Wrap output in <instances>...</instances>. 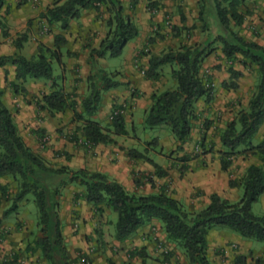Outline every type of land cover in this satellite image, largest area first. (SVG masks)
<instances>
[{
    "label": "trees",
    "instance_id": "obj_1",
    "mask_svg": "<svg viewBox=\"0 0 264 264\" xmlns=\"http://www.w3.org/2000/svg\"><path fill=\"white\" fill-rule=\"evenodd\" d=\"M251 1L264 4V0H198L199 19L203 26H208V15L214 11L219 26L228 34L218 37L223 45L222 52L225 57L232 60L242 56L249 60L256 66L259 78L248 108L241 111L238 119L228 123L221 132L222 169L227 171L232 160L239 156H254L261 162L260 165L249 166L241 179L229 181L230 187H241L243 190L242 199L238 203L232 204L214 194L210 198V205L198 212L186 209L182 202L170 196L164 189L142 195L128 191L108 174L91 172L88 169H74L70 166L73 157L70 147L76 150L75 146L82 145L86 152L94 153L97 146L109 145L125 151L131 160L149 163L156 169V176H167L164 168L147 155L135 148L124 147L114 138L129 134L125 116L127 111L122 108L124 104L112 111L111 122L107 128L97 119H93L102 105L104 92L121 85L112 75L99 67V60L121 57L127 45L140 36L137 23L127 14L125 0H53L41 17L51 33L54 31V47L39 45L37 54L31 58L22 54L32 26V22L29 21L27 31L13 42L15 54L0 57V67L7 65L15 67L16 82L10 83V86L14 94L23 95L25 98L29 96L24 86L28 80L50 82L51 91L34 102L37 110L45 112L50 117L72 112L73 123L79 125L72 135L67 137L70 143L68 149L66 151L63 149L58 154L62 160L57 158V161L59 159L63 164L55 166L27 144L16 120L17 115L7 104L6 91L0 85V193L4 197L8 193L9 185L1 183L5 178H12L19 188L3 218L6 219L16 213L19 203L28 194L33 195L39 213V226H42L41 231L44 233L43 237L35 238L34 246L31 248L33 253L40 250L48 264H77V259L71 257L64 244L65 236L58 202L63 191L71 185L81 189L75 197V202L83 201L90 204L101 223L104 222L103 216L107 210L117 214L114 221L116 241L130 240L139 229L156 220L161 224L167 242L184 251L188 264H215L208 256V235L216 227L230 229L244 239L264 242V215L257 216L253 213V205L264 194V140L256 145L254 143L264 125V46L246 39L241 29L247 17L253 14L254 10L250 11L249 8ZM27 2L28 0H20L19 6ZM130 2V10L135 13L139 0ZM5 5L6 0H0V10ZM89 10L96 11L99 18L102 17L106 33L98 48L90 50L91 71L87 78L89 92L79 106L77 94L68 92L58 80H64L66 70L64 58L76 56L66 49L69 41L63 33L69 31L71 23L79 21L84 12ZM179 10L184 25L186 17L181 7ZM233 28H237V32H234ZM179 32H181L179 28L173 27V36H179ZM4 36H9L7 31H4ZM156 38L161 37L158 35ZM155 42L154 37L148 40L150 45H154ZM211 47L212 44H207L206 47L182 45L177 50L170 48L159 55L152 54L149 66L144 71L148 80H158L162 67L167 65L172 67V78L177 83V88L151 95V105L144 111L143 123L146 129L151 130L167 126L177 143L178 153L184 152V146L191 141L194 123L199 120L197 104L205 102L210 105L215 100L212 80L203 76L204 61L212 52ZM143 55H146L145 50L140 51L139 57ZM55 63L62 70V79L61 76L55 77ZM229 73L231 83L225 87L237 89L238 83L235 80L241 78L243 73L234 67H230ZM209 125L206 123V130ZM37 133L39 139L43 141L46 135H49L46 128L38 129ZM205 136L198 147L206 150L208 147L204 142ZM153 142L159 146L157 138ZM179 160L185 164L190 158L185 156ZM186 168L180 169L181 175L186 172ZM55 178L62 181L54 184L52 181ZM150 179L148 183L154 182ZM137 184L140 185L138 181ZM1 222L0 219V224ZM99 235L101 236L100 232ZM147 255L145 248H138L131 253L133 258H144ZM19 259L20 255L15 253L11 261L2 262L0 259V264H19ZM235 264H247V257L238 256ZM255 264H264V259H257Z\"/></svg>",
    "mask_w": 264,
    "mask_h": 264
},
{
    "label": "rangeland",
    "instance_id": "obj_2",
    "mask_svg": "<svg viewBox=\"0 0 264 264\" xmlns=\"http://www.w3.org/2000/svg\"><path fill=\"white\" fill-rule=\"evenodd\" d=\"M130 1L131 0H125L127 14L130 15L133 20L138 21L139 28H141L142 32L141 37L142 39H145V41L140 45L139 49L136 50L137 53L135 56L131 55L129 57V48H127L124 54L119 58L99 60V67L121 83L119 87L110 91H134L133 93L140 95L139 91H153L154 93H160L166 90H175L177 88V83L172 78V67L170 65L161 68V77L158 80H148L145 77L144 71H146L149 66L148 62L150 56L152 54L159 55L162 52L168 51L170 48L177 50L182 45L206 47L207 44H212V52L206 56L204 61L203 76L205 78H211L214 91H247L246 95L244 93L239 94L234 99L241 104V107L238 110L239 112L237 111L235 113V119H238L241 111L248 108L250 98L258 84L259 78L257 68L255 65H252L249 60L243 58L242 56H238L232 60L225 57L222 52L223 45L220 40H218V37L221 35L227 36L228 34H226L219 26L216 12L214 13V11H212V13L208 15L209 23L207 27H204L203 22L199 19L200 6L198 0H169V6L172 7V5H174V7H172L173 11L169 10V6L166 3H160L158 0H139L138 7H140V3L143 4L142 13L137 12V10L133 13L130 10ZM180 7L186 17V23L184 25H182L181 22ZM249 8L250 11L252 9H256L261 13L254 12V10L253 14L247 17L241 29L247 30L248 33L257 37V43L264 46V5L263 3L251 1L249 3ZM138 14H140L139 18L137 16ZM145 17L150 18L151 23V26H148L146 31L143 30V27L140 24V19H145ZM167 21H169L168 24ZM40 23L42 24L41 27L47 31V33L54 34V31L51 33L50 28H48L43 19ZM173 27L180 29L181 32H179V36H173ZM233 30L234 32H237V28H233ZM242 34L246 39L252 41V39L247 37L248 35H245L244 33ZM158 35H160L161 38H156ZM151 37L156 39L154 45L148 44V40ZM72 40H77V38ZM82 42L85 43V45L83 44L81 48H76V50H73L75 46L72 48L68 45V48H66L76 56H73L72 58L67 57V62L71 61L67 64V70H65L64 73V80H58L59 84L67 91L77 94L76 100L79 106H81V101L88 95L89 92L87 78L91 69L89 66V58H87V60H83L81 57L85 55L87 48H90L88 49L89 51L91 50V44H93V41L90 42L89 39ZM86 42L90 43V45ZM142 50H145L146 55L139 57L140 51ZM86 54L89 56L90 52L86 51ZM85 67L89 69V73H85ZM230 67H234L237 71L243 73L241 78L235 80L236 83H238L237 89L225 87L226 84L228 85L231 83V76L229 73ZM54 68L55 77L61 76L62 79L63 73L61 68L56 63ZM24 86L26 89H30V91H28V98H25L23 95L21 96L23 97L24 108L26 110L23 113H19L21 108L18 107V111H14L15 115H19L21 118V120H19V116L18 118L16 116L20 131L26 139L27 144L32 149L35 150L37 147H42L44 150H51L53 155L48 161L53 163L55 166H60L63 164L62 161L59 159L58 161H54V159L60 158L58 154H60L63 149L64 151L68 149L70 143L67 137L72 135L79 125H77V123H73L72 112L50 117L45 112L37 110L34 102L36 99H41L43 94L51 91L52 88L50 82L45 80H28ZM19 96L20 95H17V97ZM107 96H109V92H104L102 105L98 112L93 116V119L98 118L97 120L100 121L105 128H107L108 124L111 122L112 109L123 106L118 105L117 103H112L111 111L107 110V108H105V99ZM222 98H224L225 101L229 99L228 96H224V93H220L218 97L215 95V99ZM28 101H31L32 103L29 104ZM200 105H202L204 109L202 111L200 108L199 113L201 118L197 121V123L201 124L206 129L205 126L206 123H209V120L207 118L204 119L203 116L206 114L205 111L207 110V104L202 102ZM122 108H124L125 111L128 109L127 105ZM129 111L130 113H125L127 130L129 131L128 136L114 138L124 147L139 150L159 165H165L168 168H171L176 165V162L181 163L179 160L181 156H179L180 153L176 152V142L172 136L171 130L167 126L157 127L153 130L146 129L143 123L145 116L144 111L139 110L135 114L132 113L131 109ZM30 117H33V119H37L38 121H43L44 123L47 119L48 122L46 129L48 130L49 135H46L47 137L44 141L39 139V134L37 133V130L43 127V123L34 122L32 124L30 122H24L25 119ZM199 135L200 134L198 133V136ZM204 135H207V131H205ZM218 135V132H216V134H211V141H214L213 138H216ZM156 138L159 140V146H156L153 142ZM82 143L85 142L82 141ZM170 143L172 144L174 150L170 149ZM210 143L208 144L211 145ZM208 144V148L206 150L202 149L200 146L198 147V145H193L190 156H197L199 158L202 156V162L204 163V155H207L210 149ZM75 148L76 150L86 151L82 145L75 146ZM146 150L148 151L147 153L145 152ZM177 167L181 166L178 165ZM151 179L154 182L150 183V185L152 189H155L157 181H155L154 178ZM61 181L62 180L60 178H55L52 182L56 184ZM1 183L3 185H9L6 197L0 193V219L2 220L0 224L1 261H11L15 253H18L20 255L19 264H48V262L43 258L40 250L34 253L31 251V248L34 246L33 242L35 238L44 236V233L41 231L42 226H39V213L33 195L28 194L25 199L19 203V209L17 212L4 219L3 214L11 207L13 202L12 199L19 192V188L18 184L14 182L12 178L2 179ZM80 191L81 189L79 187L71 185L63 191L62 196L58 199V202L60 203L59 214L60 217H62L63 232L66 230L65 228H67V226H71L74 234L78 233L80 228H82L87 233L84 241L90 243L92 241L90 239L91 234H88V231L90 230L89 225L95 222L96 238L103 240L111 239L114 236V221L117 219V214L107 210L103 216L104 222L101 223L99 216L95 214L94 208L90 204L86 202H75V197L78 193H80ZM199 210L200 209H191L189 211L198 212ZM254 214L257 216H262L264 214L263 202L259 201L258 204L254 206ZM77 222L79 223V226H77ZM157 223L158 224L153 226L155 228V237L150 245L152 249L151 252L153 253L150 258L152 260V264L158 263V261H162V264H170L174 258L178 259L177 262L179 263L181 258L185 256L184 251L182 249L176 247L171 248V246H169L170 243L166 242L164 230L159 226L161 224L159 222ZM213 230L237 235L227 228L216 227ZM99 232L101 233V236L99 235ZM64 236V244L67 247V236ZM251 241L253 242L254 249L262 254V256H259L258 258H256V255H250V264H255L257 259H264V242L255 240ZM232 248L236 249V246L233 244ZM79 251L81 252L77 255L78 258H75L77 260L83 257V255H81L82 250L80 247Z\"/></svg>",
    "mask_w": 264,
    "mask_h": 264
},
{
    "label": "crops",
    "instance_id": "obj_3",
    "mask_svg": "<svg viewBox=\"0 0 264 264\" xmlns=\"http://www.w3.org/2000/svg\"><path fill=\"white\" fill-rule=\"evenodd\" d=\"M158 1L160 3H166L168 6L170 5L169 0ZM19 3L20 0H6V5L0 10V57L15 54L16 49L13 42L20 34L27 31L29 21L32 22V26L29 31V39L24 44L22 54L27 58H31L37 54L39 45H45L49 48L54 47L55 35L47 33V31L41 27L42 24L40 23L42 20V13L53 3V0H28L26 4L21 6H19ZM139 6L140 7H137V12L142 13L143 4L140 3ZM172 7H174V5H172ZM172 7L169 6L170 11H173ZM253 10H255L254 12H258L256 9ZM137 16L139 18L140 14ZM134 21L137 25L139 24L138 21ZM140 24L142 25L143 30L146 31L148 29L147 27L151 26L150 18L145 17V19H140ZM139 29L140 36L135 41L130 42L126 47V49L129 48V57L131 55L135 56L137 53L136 50L139 49L140 45L145 41V39H142L141 37V28ZM4 31L8 32V37L4 36ZM105 33L106 28L102 17L99 18L96 11L89 10L84 12L79 21L72 22L69 31H66L63 34L69 41L68 45L72 48L75 46L73 50H76V48H81L83 44L85 45L82 41L86 39H89L90 42L93 41L91 49L98 48L100 42L105 37ZM242 33L248 35L247 37L257 42V37L248 33L247 30H242ZM74 38H77V40H72ZM86 43L90 45V43ZM88 49L90 48H87L86 51L90 52ZM86 51L85 55L81 57L83 60L89 58ZM63 61L67 68V64L71 60L67 62L66 57ZM15 70V67L12 65L0 67V85L4 91H9L6 92L5 100L11 110L13 112L18 111L17 108L20 107L21 110L19 113H23L26 110L24 108L23 97H17V94L12 92L13 90L10 86V83L16 82ZM85 73H89L87 67H85ZM7 83L9 84L7 85ZM27 90L30 91L29 88H27ZM133 92L134 91H109V96L105 99V108L111 111L112 103H117L118 105H127V114L130 113L129 109H131L134 114L139 110L145 111L151 105L150 97L154 92L139 91V96H135ZM215 92L216 97H218L220 93H224V96H228L229 99L227 101H225L224 98L215 99L210 105H207V110L205 111L206 114H204L203 118L209 120L210 125L208 130H206L201 124H198L197 121L194 123L191 141L184 146L185 151L179 155L181 157L187 156L190 158V161L185 164L182 162H176V165L171 168H168L165 165H160L167 172V176H156L155 168L149 163H144V161L140 160H131L125 151H121L116 146L109 145L97 146L94 153H87L84 150H75L73 147H70L69 150L73 154L72 163H70L71 168L88 169L91 172L108 174L112 179L122 184L128 191L142 195H147L164 189L170 196L182 202L185 208L189 210H202L207 207L210 205V198L214 194H218L232 204L238 203L242 199L243 190L241 187H230L229 181L231 179H241L245 175L249 166L260 165L261 162L254 156H239L234 158L229 169L224 171L221 164V151L223 148L220 142V137L221 132L226 128L228 123L236 118L235 113L241 107V104L234 100L235 97L243 93L246 95L247 91ZM201 103L202 102H199L197 104L199 120L201 118L199 113L200 108L202 111L204 109L203 106L200 105ZM114 109L115 108H113L112 111ZM18 116L19 115H17V118ZM19 120H21L20 116ZM24 122H30L32 124L34 122L43 123L42 128H47L48 121L46 119L44 123L43 121H38L37 119L30 117L25 119ZM197 131L200 134L199 136ZM205 131H207V135L205 136L204 142L207 144L210 142L212 143H210L211 145L208 144L210 146L209 153L204 155L205 162L203 163L202 156H200V158L197 156L192 157L190 156V152L193 145L202 144L201 142L203 141ZM216 132H218L219 135L217 137L215 136L216 138H213L214 141H211L210 137L212 138L213 136H211V134H216ZM262 140H264V125L260 129L256 141H254L255 145ZM175 145L177 146V143H175ZM170 149L174 150L171 143ZM35 151L48 160H50L53 155L51 150H44L42 147H37ZM54 161H57V159H54ZM178 165L181 167H177ZM183 167H187V170L181 175L180 169ZM150 178H154V180L157 181L155 189H152L150 183H148V179ZM137 181L140 185L137 184ZM259 201L264 203V194L260 197ZM79 202L84 203L83 201ZM258 202L253 205V213L254 206L257 205ZM157 222L158 221L155 220L149 225L142 227L133 238L125 242L116 241L114 236L111 239H97L95 236V222L89 225L90 230L88 231V234H91L90 239L92 241L90 243L84 241L87 235L84 229L80 228L79 232L74 234L71 226H67L64 231V235L67 236V250L71 257L75 259L81 252L79 251L80 247L82 250L81 255H83V257L77 260V264H152L150 258L153 253L151 252L152 249L150 245L155 237V228L153 226L158 224ZM77 226H79L78 222ZM159 226L162 228L161 225ZM233 244L236 246V249L232 248ZM169 246H171V248L176 247L172 243H170ZM253 246L251 240L243 239L242 237H239V235L217 232L215 230H211L208 235V256L215 264H235V260L238 256L247 257V264H250L251 254L256 255V258L262 256V254L256 251ZM138 248H145L148 255L144 258L131 257V253ZM177 260L178 259L174 258L170 264H188L185 256L181 258L179 263ZM155 264H162V261H158V263Z\"/></svg>",
    "mask_w": 264,
    "mask_h": 264
}]
</instances>
